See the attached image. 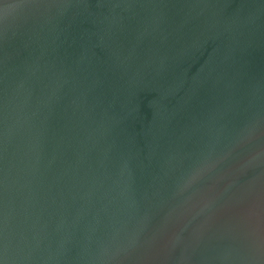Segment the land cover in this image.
<instances>
[{
	"label": "water",
	"instance_id": "1",
	"mask_svg": "<svg viewBox=\"0 0 264 264\" xmlns=\"http://www.w3.org/2000/svg\"><path fill=\"white\" fill-rule=\"evenodd\" d=\"M0 264H264V0H0Z\"/></svg>",
	"mask_w": 264,
	"mask_h": 264
}]
</instances>
